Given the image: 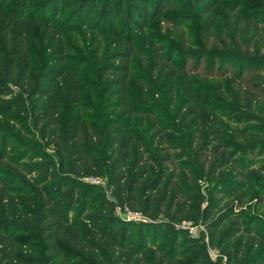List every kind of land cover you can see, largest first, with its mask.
<instances>
[{
	"label": "trees",
	"instance_id": "16d2710c",
	"mask_svg": "<svg viewBox=\"0 0 264 264\" xmlns=\"http://www.w3.org/2000/svg\"><path fill=\"white\" fill-rule=\"evenodd\" d=\"M193 19L200 44L149 33ZM261 183L264 0H0V264H264Z\"/></svg>",
	"mask_w": 264,
	"mask_h": 264
},
{
	"label": "rangeland",
	"instance_id": "374dc122",
	"mask_svg": "<svg viewBox=\"0 0 264 264\" xmlns=\"http://www.w3.org/2000/svg\"><path fill=\"white\" fill-rule=\"evenodd\" d=\"M159 31L162 32L163 36L168 37L172 41V43H176L177 45H180L181 43L184 44V42L187 43L186 44L187 46H189V44L191 43H198V44L202 43L201 41L202 36H200L201 34L196 24V19L184 21L179 26L164 24L162 28L155 27V29L150 30L149 33L158 34ZM92 36L93 34L91 33H86L76 29L72 30V32L67 36V41L70 43V46L73 49V55H78V54L80 55L83 54V51L89 52L99 47L98 44L91 43ZM217 41H219V34L216 33L214 36H211L210 45H213L214 42L216 43ZM103 49L104 50L106 49V42L103 43ZM204 72L205 71L200 70V75H202V77L204 78H207ZM2 120L4 121V118H2ZM6 126L14 130V133L16 134V137L18 139L20 140L25 139V141H27V145H30V142H32L33 140L39 139V134L35 132L34 127L30 122V119L26 120L25 118H19L17 120H10V122H6ZM29 147L30 146H22L20 149H16L15 150L16 153L14 154L17 157H20L18 159L21 160L25 165L31 163V161L22 160L24 156L21 154L25 152L26 153L29 152L30 151ZM203 183L204 182H202V185ZM98 186L103 187L106 194L110 195L111 191L109 188H107L105 182L98 184ZM205 187H203L204 190ZM260 197H262L263 199L262 201H260ZM246 204L252 212H258L260 214H264V183L259 184L258 187H256L253 191H251V195L247 199ZM118 213L123 217L124 214L122 212L118 211ZM184 225L190 228V231L193 234L197 236L203 235L205 241L209 244L210 255L213 258L220 257L223 263L225 262L227 254L223 252L222 249L217 248L216 243L214 245L210 244V231L202 222L186 221ZM17 236L22 237L23 235H17Z\"/></svg>",
	"mask_w": 264,
	"mask_h": 264
},
{
	"label": "built area",
	"instance_id": "2783aa9c",
	"mask_svg": "<svg viewBox=\"0 0 264 264\" xmlns=\"http://www.w3.org/2000/svg\"><path fill=\"white\" fill-rule=\"evenodd\" d=\"M88 181L96 183V184H101L105 182V180L100 177H89ZM117 211L122 212L124 214L123 217L126 219L145 220V217L142 215V213L134 212L128 208L126 210H122L121 207H117Z\"/></svg>",
	"mask_w": 264,
	"mask_h": 264
}]
</instances>
